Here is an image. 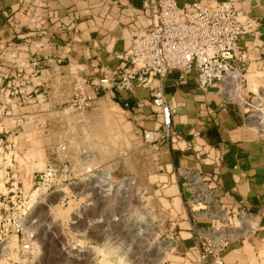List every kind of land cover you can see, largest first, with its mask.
Masks as SVG:
<instances>
[{"label": "crops", "instance_id": "0c3cea01", "mask_svg": "<svg viewBox=\"0 0 264 264\" xmlns=\"http://www.w3.org/2000/svg\"><path fill=\"white\" fill-rule=\"evenodd\" d=\"M30 1L33 0H0V71L7 73V77L0 79L4 98L7 84L9 97L14 95L16 99L21 93H30L34 85L37 98L49 86L70 83L71 75L61 73L68 71L74 77L72 67L78 70L76 76L96 81L102 77V70L110 72L125 65L131 38L151 25L150 15L141 8V0H49V7L64 16L63 24L32 17L33 8L24 13L23 8L31 5ZM193 1L196 0H176L180 7ZM231 2L258 21L256 51L259 52L252 48L255 46L248 37H242L240 44L248 48L246 71L254 63L262 72L264 0ZM48 70L50 75L43 77ZM157 85L158 81L152 80L132 91L102 86L99 92L113 95L134 114L141 128H153L157 125V114L150 106L139 110L138 105L151 99L152 88ZM224 85L228 90L217 86L203 90L197 86L194 74L179 80L175 71L169 72L162 82L167 102L176 107V112L172 115L170 138L162 146L168 150V163L165 172L156 179L160 202L170 215L174 214L170 218L171 229L178 224L175 242L201 264L189 230L193 220L183 208L181 178L176 174L181 167L200 169L211 183L220 186L217 196L231 213L242 205L257 215L252 234L228 248L224 264H264V132L256 128L258 117L264 116L258 107L264 100V86L259 92L256 90L257 112L251 122L245 105L234 99L240 97V84L234 83V91L226 82ZM181 220L186 226H180Z\"/></svg>", "mask_w": 264, "mask_h": 264}, {"label": "rangeland", "instance_id": "374dc122", "mask_svg": "<svg viewBox=\"0 0 264 264\" xmlns=\"http://www.w3.org/2000/svg\"><path fill=\"white\" fill-rule=\"evenodd\" d=\"M255 66L238 78L240 97L234 99L241 104L249 91L264 86V75ZM76 70L70 69L74 77L63 71L71 75L70 83L49 86L38 98L32 92L30 98L7 101L0 94V167L8 165L11 181L19 179L29 188L31 172L47 163H69L75 176L74 182L42 196L28 219L40 249L34 264H131L150 223L155 225L151 242H164L160 264H197L175 242L178 224L171 229L174 214L160 202L156 179L168 163V150L162 147L167 141H145L134 114L113 95L99 92L100 85L93 91L88 82L89 103L72 105L80 78ZM62 143L64 150L58 149ZM126 181L130 188L122 196L120 185ZM183 208L190 216L189 207ZM74 219L79 221L73 224ZM182 221L180 226H186Z\"/></svg>", "mask_w": 264, "mask_h": 264}, {"label": "built area", "instance_id": "2783aa9c", "mask_svg": "<svg viewBox=\"0 0 264 264\" xmlns=\"http://www.w3.org/2000/svg\"><path fill=\"white\" fill-rule=\"evenodd\" d=\"M48 2L30 1L31 5L23 8L24 13L28 14L33 8L32 17H44L49 22L63 24L64 16L51 9ZM141 8L150 15L151 25L131 38L125 65L110 72L102 70V77L96 81H87L86 77L79 75L71 104L75 105L80 100L89 103L88 82L93 87L110 86L132 91L138 85L145 86L157 80L151 99L138 105L139 110L150 106L157 114V125L143 129L145 141L157 143L169 140L172 115L176 112V107L167 102L162 89V82L169 72H177L179 80L194 74L197 86L203 90L221 84L229 74L237 73L240 80L248 61V48L240 44V39L248 37L255 46L252 48L258 50L259 28L258 21L236 8L231 0H196L187 7L178 6L176 0H141ZM3 76L7 77V73L0 71V79ZM8 89L9 84L4 99L20 101L37 92V85L30 93H21L16 99L11 94L9 97ZM249 92L251 96L242 99L252 122L256 118L254 101L257 93ZM258 107L264 115V100ZM258 122L256 128L260 130V125L264 124L262 117H258ZM58 149L64 150L65 145L62 143ZM10 171L8 165L0 167V247L4 249L0 264H34L39 253L37 231L33 225L27 226L25 219L42 196L57 192L75 181L73 168L69 163H47L44 169L31 172L29 188L19 179L11 181L14 176L9 174ZM176 174L181 178L183 205L191 212L193 221H190L189 230L199 253V262L224 264V253L228 248L252 234L257 215L242 205L231 213L217 196L220 186L211 183L200 169L181 167L176 169ZM37 178L38 182L35 181ZM35 185L37 193L33 196ZM78 221L74 219L73 224ZM200 221L207 224L200 226ZM13 236L16 237L15 243L12 242Z\"/></svg>", "mask_w": 264, "mask_h": 264}, {"label": "bare ground", "instance_id": "6f19581e", "mask_svg": "<svg viewBox=\"0 0 264 264\" xmlns=\"http://www.w3.org/2000/svg\"><path fill=\"white\" fill-rule=\"evenodd\" d=\"M245 75V74H244ZM226 82V84L231 88L232 91H234V83L239 85V81H238V74L235 73L234 75L229 74V76L221 83V84H215L212 87H223L224 91L225 89H227L224 85V83ZM228 90V89H227ZM263 121H264V116L262 117ZM259 122H257L258 125ZM260 129L262 131H264V124L260 125ZM100 176V175H99ZM130 181H126V182H122V184L120 185V194H122V196L125 194V190L129 191L130 188ZM30 187V186H29ZM36 190L33 191L32 195L35 196L36 195ZM52 196V195H51ZM50 197V196H48ZM47 198V197H46ZM40 201L36 202V204H39ZM35 206L33 207L31 213L34 211ZM31 213L29 212L27 218L25 219V222L28 225V219L31 216ZM32 225H30L29 227H31ZM155 229V225L152 223L148 224V227H146V229L144 230V236H143V240L140 242L139 244V248L137 250V252H134L131 256L132 258V262L131 264H160V258H161V251L163 248V243H152L151 240L152 238V234H153V230ZM146 236V237H145ZM15 237V236H13ZM12 237V238H13ZM155 241V240H154ZM12 242L15 243L16 242V237L15 240L12 239ZM169 244H165L164 246H168ZM0 252H2V255H4V249L0 247ZM40 252V249H39ZM39 256V253H38ZM37 256V257H38ZM2 259V257L0 258V260Z\"/></svg>", "mask_w": 264, "mask_h": 264}]
</instances>
